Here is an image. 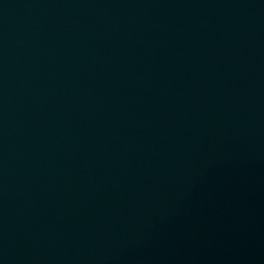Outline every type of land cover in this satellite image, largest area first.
I'll list each match as a JSON object with an SVG mask.
<instances>
[{
    "label": "water",
    "instance_id": "water-1",
    "mask_svg": "<svg viewBox=\"0 0 264 264\" xmlns=\"http://www.w3.org/2000/svg\"><path fill=\"white\" fill-rule=\"evenodd\" d=\"M0 164L264 228V0H0Z\"/></svg>",
    "mask_w": 264,
    "mask_h": 264
}]
</instances>
